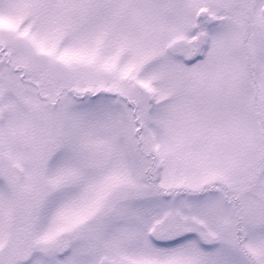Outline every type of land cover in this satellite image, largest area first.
Segmentation results:
<instances>
[{
  "label": "snow or ice",
  "instance_id": "obj_1",
  "mask_svg": "<svg viewBox=\"0 0 264 264\" xmlns=\"http://www.w3.org/2000/svg\"><path fill=\"white\" fill-rule=\"evenodd\" d=\"M0 264H264V0H0Z\"/></svg>",
  "mask_w": 264,
  "mask_h": 264
}]
</instances>
